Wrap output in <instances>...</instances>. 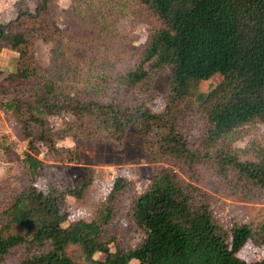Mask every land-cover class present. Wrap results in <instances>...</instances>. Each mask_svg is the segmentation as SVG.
<instances>
[{
	"label": "trees",
	"instance_id": "1",
	"mask_svg": "<svg viewBox=\"0 0 264 264\" xmlns=\"http://www.w3.org/2000/svg\"><path fill=\"white\" fill-rule=\"evenodd\" d=\"M54 1L34 0L33 10L19 3L16 17L0 23V49L7 44L18 51L14 71L2 80L0 108L19 118L29 147L20 190L0 203V264H264V257L238 256L248 240L264 243V221L255 231L246 223H219L212 196L192 183L206 166L234 194L264 192V162L245 160L247 149L225 144L233 130L264 121V0H136L152 30L139 59L113 76L129 96L106 100L99 91L89 98L81 89L61 91L40 76L34 38L50 34L46 17ZM163 66L172 68L170 90L163 110L155 112L131 92L145 91L150 72ZM214 74L221 75L219 83L188 97L193 82ZM65 113L75 117L71 125L87 122V137L118 144L135 126L149 160L165 166L142 193L127 196L126 206L122 199L131 182L116 176L92 219H71L65 199H81L90 175L73 187L57 186L32 153L37 142L58 149L46 117ZM43 175L47 186L40 190L35 182ZM122 212L143 234L134 247L120 245L117 234L106 230ZM97 252L104 259L94 258Z\"/></svg>",
	"mask_w": 264,
	"mask_h": 264
},
{
	"label": "rangeland",
	"instance_id": "2",
	"mask_svg": "<svg viewBox=\"0 0 264 264\" xmlns=\"http://www.w3.org/2000/svg\"><path fill=\"white\" fill-rule=\"evenodd\" d=\"M19 3L22 9H34V0H0L1 24L16 17ZM46 18L50 34L44 39L35 37L33 49L43 79H50L64 92L81 89L88 98L95 91L105 93L104 100L129 96L116 87L113 76L139 59L153 26L136 0H55ZM17 55L18 51L7 44L0 49V87L3 78L14 71ZM171 69V66H163L151 71L150 81L144 84L145 91L136 88L131 92L133 100L144 101L155 112L163 110L170 90ZM105 78H108L106 83ZM221 78L214 74L208 80L193 82L188 97L194 99L197 93L207 92ZM46 118L58 149L51 151L37 142V151L32 153L42 161L52 183L73 187L83 176L91 177L81 199L70 195L65 199L71 219H92L107 198L116 176L131 182V189L122 199V205L126 206L128 197L142 193L156 170L165 166L149 160L144 141L133 125L118 144L109 137H87V122L80 127L79 124L71 125L75 117L70 113ZM194 118H191L193 128L196 127ZM18 119L11 111L0 108V203L15 190H20L26 174L23 161L25 152L29 151L28 140ZM189 138L192 142L197 140L196 129ZM225 144L230 148L247 149L243 155L245 160L264 162V156L259 153L264 150V121L233 130ZM48 177L43 175L36 180L38 189H46ZM192 183L212 196L213 214L219 223H246L255 231L264 221V192L256 191L249 196L234 194L206 166L198 168ZM106 230L108 234H117L116 242L127 247H134L143 237L128 223L124 212L119 213ZM109 248L115 250L112 244ZM93 256L104 259L105 254L97 252ZM238 256L246 261L262 259L264 243L254 245L248 240ZM130 263L137 264V261Z\"/></svg>",
	"mask_w": 264,
	"mask_h": 264
}]
</instances>
